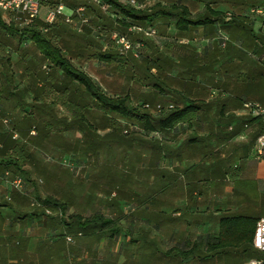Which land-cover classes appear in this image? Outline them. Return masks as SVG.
<instances>
[{
    "label": "rangeland",
    "instance_id": "1",
    "mask_svg": "<svg viewBox=\"0 0 264 264\" xmlns=\"http://www.w3.org/2000/svg\"><path fill=\"white\" fill-rule=\"evenodd\" d=\"M78 2L82 4L80 6H92L91 0H78ZM157 2H163L166 8L172 5L184 6L192 19L204 16L206 8L210 7L221 12L223 16L230 14L233 20L240 22L242 18L239 15L245 14L254 5L263 4L264 0H144L145 10L149 11L148 15L154 12L153 6ZM65 13L71 12L65 9ZM109 15H111L110 10L104 13L93 12L86 31L78 34L71 30V26L65 25L60 40L54 37L51 40L56 46L66 48L68 51H64V54L72 59V64L89 76L108 96H128L130 106L137 107L140 111L146 110L140 106L147 104L150 106L147 111L152 117L158 115L153 110L158 104L177 106L179 102L182 103V98L177 95L166 98L151 89L155 82L166 89L174 81L168 80L164 70L161 74L155 72L146 62V57H162L159 49L155 51L157 45L154 43L148 53L146 50L141 51V59L129 60L130 56L127 55L121 60L116 58L111 64L98 63L91 59L92 54L102 53L105 50L112 32L125 35L133 44H148L152 38L157 40L164 33V26L157 23L147 24L143 28L144 31L149 27L153 29L155 35L152 37L145 36L143 32L130 35L122 29L115 31L107 29L103 36L95 32L89 33V28L95 29L93 20L96 17ZM261 22V19L249 18L246 19L245 26L252 28L251 24ZM6 41L7 39L5 43ZM113 51L119 54L117 50ZM34 54L35 48L24 35L11 40L9 47L0 50V84H10L17 99L20 100V105L24 108V112L21 109L10 111L9 104H0V135L16 134L18 145L24 148L30 157V160L22 165L21 171L0 167V176L9 173L7 182L4 181L0 185V214L7 225L9 238H13L16 234L13 232L14 227L20 224L21 228L24 227L18 233L22 234V237L28 234L32 239L46 240L64 239L69 236L75 240L76 253L82 254L83 249L88 247V252L96 254L99 251L98 243L87 246L77 245L85 237L81 233L75 234L76 230L72 227H64L62 222L68 224L73 215L89 218L99 214L113 220L120 228V234L114 239L103 240L99 246L101 253L114 255L118 252L127 260L125 264H157L156 258L147 253L148 247L144 245L145 240L152 237L150 228L146 229V222L159 224L160 214L156 210L161 199V182L165 179L167 168L172 167L174 171V164L169 166L161 161V135L148 134L137 125L125 121H121V130L113 132L106 125V120L110 116L91 105L83 118L85 125L93 126L97 133L84 136L79 129L85 125L71 123L70 112L58 100L62 94L48 81L43 86L44 93L39 95V104L47 107L43 111L34 108L32 100L36 86L31 77L21 75L22 68L18 65L21 57L26 55V60H29ZM123 62H126L125 66L121 65ZM43 70H47V65H43ZM54 79L57 83H63L60 73ZM164 93L167 94V91ZM30 112L34 114L36 120L48 121L52 126L49 139L39 145L34 143L33 136H36V130L33 127L30 129L29 137L25 138L13 131L16 121ZM2 120H6L7 124ZM182 135H169L168 142L174 145L181 140ZM185 135L188 134L185 133L183 137ZM189 138H191L190 134L186 136L185 141ZM89 143L95 145L97 149L87 152L85 146ZM168 148L164 147V150ZM176 151L175 148L171 152L176 153ZM15 177L23 180L22 193L11 186V181ZM172 183L174 187L177 184L176 181ZM44 198H51L65 205V210L60 207H53L55 209L51 210L56 217L59 213L64 215L61 222L58 220L60 217L51 220L54 215L38 218L34 216L35 212L40 214L41 211L33 207L32 203ZM173 213L176 212L171 214ZM156 231L160 233V229ZM169 256L170 264L179 263L173 253L170 252ZM115 264L119 263L115 262Z\"/></svg>",
    "mask_w": 264,
    "mask_h": 264
},
{
    "label": "crops",
    "instance_id": "2",
    "mask_svg": "<svg viewBox=\"0 0 264 264\" xmlns=\"http://www.w3.org/2000/svg\"><path fill=\"white\" fill-rule=\"evenodd\" d=\"M135 1L145 9L144 1ZM156 4L165 7L163 2ZM91 15L87 14L89 18ZM239 17L244 27L249 18H258L262 22L251 24L252 28L246 27L245 30L233 26V17L227 22L223 16L212 27L178 29L175 16H158L127 30L130 35L143 32L152 37L149 32L153 29L149 27L144 31L145 25L157 23L164 26V33L157 40L152 38L148 44L131 42L137 57L128 52L121 58L129 55V60L141 59V51L148 53L154 43L157 45L155 51L159 49L162 57H146V62L155 72L158 70L161 74L164 70L168 80L174 81L166 89L155 82L151 89L166 98L176 95L182 98V103L177 104L179 107L190 102L197 106L188 123L169 131L148 133L161 135V161L169 166L174 164V171L172 167L167 168L161 182V199L156 210L160 222H146V229L150 228L152 237L147 238L144 245L157 264H170V252L177 257L178 264H245L254 260L253 254L238 252L208 254L203 243L205 239L217 236L219 219L223 215L264 217V153L262 156L256 153L257 140L264 136V121L243 112L245 103L264 107V46L258 40L264 42V18L250 16L247 11ZM70 28L78 34L88 29L77 32L72 26ZM89 30V33L104 35L98 25ZM121 65L125 66L126 62ZM185 133L191 136L186 141L188 135L183 137ZM178 134H183L181 140L171 145L168 136ZM164 147L169 148L165 151ZM175 148L176 153L171 152ZM173 181L177 182L175 187ZM174 211L176 213L171 214ZM59 214L60 218L52 211L51 216H54L50 219L58 218L61 222L64 215ZM41 216L48 217L44 212ZM2 218L0 214V264H125L127 261L118 252L114 255L100 252L99 246L106 238L85 237L77 243L81 246L98 243L96 254L88 252V247L83 249L84 253H76L75 240L69 244L65 237L46 240L32 239L28 234L22 237L18 234L24 229L20 224L14 227L15 236L9 238ZM196 243L203 244L202 248L192 258L182 260L179 252H187Z\"/></svg>",
    "mask_w": 264,
    "mask_h": 264
},
{
    "label": "trees",
    "instance_id": "3",
    "mask_svg": "<svg viewBox=\"0 0 264 264\" xmlns=\"http://www.w3.org/2000/svg\"><path fill=\"white\" fill-rule=\"evenodd\" d=\"M105 5L109 6L110 14L106 17H96L94 25L101 27V31L106 33L107 29L125 30L135 25H143L152 17H176V27L183 29L187 27H212L216 20H222L223 15L220 12H214L209 7L206 8V14L197 19L190 17L189 11L184 6L172 5L168 8L159 4L153 6V13L148 15L149 11L145 9H135L133 7L122 5L119 0H101ZM143 2L144 0H137ZM82 5L78 1L68 2L67 6L77 8ZM86 15L93 14L99 11L95 5L86 6ZM152 9V8H151ZM103 13V12H101ZM239 20H233L232 24L235 27L242 26ZM61 24V25H60ZM66 24L58 22L51 26L48 32H43L44 24L40 20H36L33 24L26 27H19L14 24H6L0 14V50H4L11 45V40L27 36L35 48V54L29 60H26V55L21 57L18 65L22 68L21 75L31 77L36 88L33 91V107L43 111L47 106L39 104V95L44 93V84L48 81L50 85H55L57 91L62 95L58 100L67 108L71 114V123L74 125H85L83 115L88 112L91 105L99 108L107 113L110 117L106 120L107 128L116 132L121 130V121L137 125L139 129L146 133L165 132L174 129L182 123H188L193 117L197 106L190 102L182 107L173 106V109L166 108L160 112L157 117H152L147 110L140 111L137 107L130 106L128 96H108L106 95L84 72L77 69L72 64V59L66 57L64 51L66 48L56 46L51 40L52 37L60 40ZM7 39V43L5 40ZM259 43L264 46L262 39L258 38ZM9 43V44H8ZM117 50L115 45L108 43L107 49L102 53L91 55V59L98 63L111 64L116 58L121 60V56L113 51ZM118 51V50H117ZM8 60V59H7ZM27 61V62H26ZM25 62L27 64H25ZM47 65V70H43V65ZM157 72H159L157 70ZM61 74L63 83L55 82V76ZM16 93L11 88L10 84H0V104L6 103L10 105V111L24 108L20 105V100H16ZM143 108V105L140 106ZM155 109V107H154ZM36 130V136H33L35 145L41 144L51 136V124L48 121L36 120L34 114L25 113L13 125V131L19 133L22 138L29 137L31 128ZM84 136L91 134L96 135L97 130L91 125H85L79 129ZM18 140L13 139L12 133L0 135V167L4 169L15 168L17 171L22 170V165H25L29 160V155L20 147ZM87 152L97 149L91 143L85 146ZM40 200L41 208L37 207L41 214L35 212L34 215L41 216L44 212L43 207L53 208L60 207L65 210V205L53 200L45 198ZM259 218L242 216V215H223L219 219V232L214 238L205 239L206 253L208 254H227L229 252H238L242 254H253L254 259H263L264 254L256 252L252 247L253 233L256 222ZM52 220V219H51ZM64 227H72L76 233H81L83 237H95L114 239L120 234V228L116 226L111 219H106L102 215L95 214L89 218H82L79 215L70 217V222L64 224ZM203 244H194L187 252L180 251L179 256L182 260L192 258L193 254L202 248Z\"/></svg>",
    "mask_w": 264,
    "mask_h": 264
},
{
    "label": "built area",
    "instance_id": "4",
    "mask_svg": "<svg viewBox=\"0 0 264 264\" xmlns=\"http://www.w3.org/2000/svg\"><path fill=\"white\" fill-rule=\"evenodd\" d=\"M76 0H0V14L2 20L6 24H14L19 27H26L33 24L36 20L43 22V32H47L49 28L58 22H63L68 26H72L77 32H81L83 28H88L90 24V18L85 14L86 7L79 6L77 8H71L67 6L68 2ZM123 4L133 8L142 9L144 5L137 4L135 0H120ZM91 3L98 6L102 11H107L108 7L102 3L101 0H91ZM65 9L70 10V14L65 13ZM247 14L250 16H257L264 18V3L258 6H252ZM225 20L230 22L232 15L227 14ZM99 31V29H98ZM150 35H154L155 32L151 30ZM110 41L115 45L120 56H124L128 52H133L135 57L138 56L135 52L131 41L125 35L117 32L110 34ZM225 46V41L222 43ZM145 109H149V105L144 106ZM173 109V105L169 104L166 107L162 105H156L155 111L160 113L163 109ZM243 112L252 118H259L264 121V107L255 103H245L243 105ZM4 124H7L6 120H2ZM127 133V131H125ZM17 135L13 134V139H16ZM256 153L258 156H262L264 153V136H260L257 140ZM9 173L6 172L3 176H0V185L2 182L8 180ZM11 186L14 190L22 193L23 180L20 177H15L11 181ZM33 207H40L38 202L32 203ZM44 215L51 216L52 211L48 207H43ZM60 215V214H59ZM61 216V215H60ZM65 240L71 244L73 242L72 237L66 236ZM252 247L256 252L264 254V217L257 220L255 230L253 233ZM245 264H264L263 259L250 260Z\"/></svg>",
    "mask_w": 264,
    "mask_h": 264
}]
</instances>
